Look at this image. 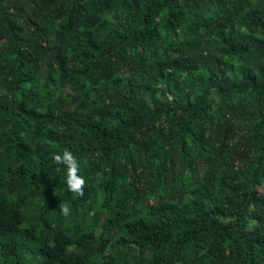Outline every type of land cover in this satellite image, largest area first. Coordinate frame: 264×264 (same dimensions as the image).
I'll return each instance as SVG.
<instances>
[{
    "label": "trees",
    "instance_id": "1",
    "mask_svg": "<svg viewBox=\"0 0 264 264\" xmlns=\"http://www.w3.org/2000/svg\"><path fill=\"white\" fill-rule=\"evenodd\" d=\"M38 259L264 264V0H0V264Z\"/></svg>",
    "mask_w": 264,
    "mask_h": 264
},
{
    "label": "clouds",
    "instance_id": "2",
    "mask_svg": "<svg viewBox=\"0 0 264 264\" xmlns=\"http://www.w3.org/2000/svg\"><path fill=\"white\" fill-rule=\"evenodd\" d=\"M53 160L57 164H63L67 169L66 184L68 191L73 193L74 197H83L87 181L80 175L82 161L78 160L71 151H64L62 154H55ZM87 163V161H83ZM61 213L68 216L71 213L70 204L65 202L58 205ZM94 213H90L92 215Z\"/></svg>",
    "mask_w": 264,
    "mask_h": 264
},
{
    "label": "rangeland",
    "instance_id": "3",
    "mask_svg": "<svg viewBox=\"0 0 264 264\" xmlns=\"http://www.w3.org/2000/svg\"><path fill=\"white\" fill-rule=\"evenodd\" d=\"M68 90H69L68 88H66V89L65 88H62L60 91L61 92L64 91L63 94L66 95L68 93L67 92ZM32 259H34V257H32ZM31 264H41V259H38L37 261L34 260L33 263H31Z\"/></svg>",
    "mask_w": 264,
    "mask_h": 264
}]
</instances>
